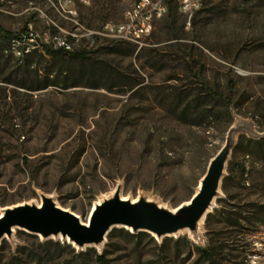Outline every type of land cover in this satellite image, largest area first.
Masks as SVG:
<instances>
[{"label":"rangeland","instance_id":"374dc122","mask_svg":"<svg viewBox=\"0 0 264 264\" xmlns=\"http://www.w3.org/2000/svg\"><path fill=\"white\" fill-rule=\"evenodd\" d=\"M132 1L70 19L52 0H0V215L50 197L86 222L116 191L175 211L231 142L211 206L194 231L117 225L82 248L13 227L0 264H264V0H203L188 26L172 3L138 43L93 33ZM25 29L32 41L5 34ZM59 38L84 58L43 52Z\"/></svg>","mask_w":264,"mask_h":264},{"label":"water","instance_id":"95a60500","mask_svg":"<svg viewBox=\"0 0 264 264\" xmlns=\"http://www.w3.org/2000/svg\"><path fill=\"white\" fill-rule=\"evenodd\" d=\"M231 147L229 142L220 148L209 162L198 190L175 211L144 197L136 201L122 199L116 191L112 197L96 204L87 222H82L74 212L57 206L50 197H43L41 205L6 208L0 215V240L11 235L13 227L44 238L60 235L80 248L102 243L110 228L117 225L157 237L182 229L194 231L217 194Z\"/></svg>","mask_w":264,"mask_h":264},{"label":"built area","instance_id":"2783aa9c","mask_svg":"<svg viewBox=\"0 0 264 264\" xmlns=\"http://www.w3.org/2000/svg\"><path fill=\"white\" fill-rule=\"evenodd\" d=\"M52 1L57 2V5L64 12V17L71 19L77 15V6L79 4H89L91 0ZM174 3L176 4L178 12L184 13L185 24L188 26L193 14L202 6L203 0H174ZM168 9V0H136V7L131 10L130 15H123L122 12L120 20L106 21L99 29L93 31V33L117 42L138 43L152 31L154 24L157 21L158 11H165L167 14ZM104 29H112V36H104ZM32 39V33L28 32L27 37L24 36L23 40L32 41ZM54 45L56 47L70 50L67 47V41L65 39H57ZM27 50L29 49L26 48L25 51L27 52Z\"/></svg>","mask_w":264,"mask_h":264},{"label":"trees","instance_id":"16d2710c","mask_svg":"<svg viewBox=\"0 0 264 264\" xmlns=\"http://www.w3.org/2000/svg\"><path fill=\"white\" fill-rule=\"evenodd\" d=\"M168 3H169V9H170V6L172 5V3H174V0H168ZM5 34H7L9 36H12L11 41L19 40L21 42H24V40H23L24 36L27 37L28 31L25 29V30L21 31V33H19L17 35H12V33L8 32V31H5ZM42 46H43V52L48 54V55H57V56H60V57H64V58H67V59H70V60H77V61H79V60L84 58V52L70 51V50H66V49H64L62 47H57V49L51 50L45 44H43ZM26 55H28V53ZM71 80H72L71 86H74L75 83L73 81V77H71ZM232 86L233 85L230 84V88L231 89H232ZM231 89L229 90V94L227 95V97L230 95ZM206 95L209 98H214V99L219 98V97L222 96L220 93H218L217 91L212 90L211 88H207L206 89ZM95 260L98 262V264H109L108 261L105 259V257L102 254H97L96 253L95 254Z\"/></svg>","mask_w":264,"mask_h":264},{"label":"bare ground","instance_id":"6f19581e","mask_svg":"<svg viewBox=\"0 0 264 264\" xmlns=\"http://www.w3.org/2000/svg\"><path fill=\"white\" fill-rule=\"evenodd\" d=\"M53 3L55 4V7L57 8V10L61 14L64 15L63 10L60 9V7L57 5V2H53ZM79 5H87V4H79ZM135 7H136V0H133L131 2V4L126 9L123 10V15H130L131 14V10L135 9ZM165 14H166L165 11H158V13H157V19L161 18ZM181 14L184 16V13H181ZM104 36H112V29H104ZM67 47H68V49H70V45H69L68 42H67Z\"/></svg>","mask_w":264,"mask_h":264}]
</instances>
